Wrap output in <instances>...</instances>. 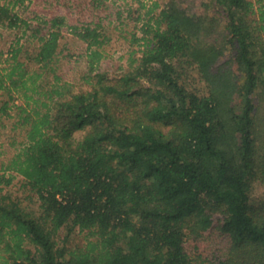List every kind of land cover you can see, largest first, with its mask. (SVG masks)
Wrapping results in <instances>:
<instances>
[{"label":"trees","instance_id":"obj_1","mask_svg":"<svg viewBox=\"0 0 264 264\" xmlns=\"http://www.w3.org/2000/svg\"><path fill=\"white\" fill-rule=\"evenodd\" d=\"M114 4L0 0L20 31L0 133L22 136L0 167V264H264V0L155 1L119 72L101 67ZM65 33L87 45L77 88ZM215 231L221 253L188 248Z\"/></svg>","mask_w":264,"mask_h":264},{"label":"rangeland","instance_id":"obj_2","mask_svg":"<svg viewBox=\"0 0 264 264\" xmlns=\"http://www.w3.org/2000/svg\"><path fill=\"white\" fill-rule=\"evenodd\" d=\"M157 1L159 3H163L166 0H113L114 7L119 8L124 11V21L123 23H118L117 21L113 24L106 25L103 31L109 35L110 40L106 44V56L103 58L101 67L103 69H107L111 72H119V67L122 66L125 68L128 62V52L131 50L130 39H125L124 34L130 31H133L134 24H138L136 27L138 36L142 35L140 30L142 21H133V18L138 16V14L146 13L147 9L150 8L153 3ZM141 3L144 4V7L140 6ZM130 10V13H129ZM49 12V10H46ZM104 13V12H103ZM85 16H91V13L88 12ZM117 25L121 27L116 28ZM124 28L123 32L121 33V29ZM0 51L7 52L10 49L13 41L16 39L18 35H20V31L18 30H6L0 29ZM121 33V34H120ZM119 34L121 35L119 37ZM130 34V33H129ZM64 45L63 54L60 55L59 60L57 61V70L59 74H63V80L68 81L74 84L75 88H77L82 80L80 78V74L82 70H86V57H85V50H86V43L79 39L78 37L65 33V37L61 41ZM137 48V47H136ZM69 54V55H67ZM83 54V55H82ZM194 77H197V74L194 73ZM18 132H14L10 130V126L2 129L0 133V152H5L3 155H0V167L3 160L7 159L13 152L15 151L13 148L10 147L9 143L11 142L13 137H17L18 140L22 139V136L17 134ZM21 177H18L14 183L17 184L16 188L18 187V182L20 181ZM15 188V189H16ZM264 194V187L263 186H255L253 190V195H262ZM81 235H76L75 239H72V244L77 243L81 240ZM70 239V240H71ZM208 240L202 241H194L190 239L187 242V246L190 250L198 245L199 250L204 252L205 254H212L213 251L217 253H221L222 249L224 248V238L219 232H214Z\"/></svg>","mask_w":264,"mask_h":264}]
</instances>
